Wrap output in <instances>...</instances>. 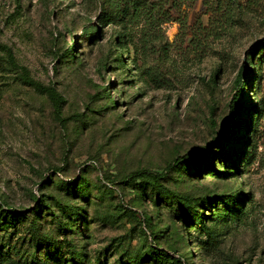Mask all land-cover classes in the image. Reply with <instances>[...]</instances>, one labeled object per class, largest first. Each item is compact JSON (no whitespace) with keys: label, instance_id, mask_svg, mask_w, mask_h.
<instances>
[{"label":"rangeland","instance_id":"rangeland-1","mask_svg":"<svg viewBox=\"0 0 264 264\" xmlns=\"http://www.w3.org/2000/svg\"><path fill=\"white\" fill-rule=\"evenodd\" d=\"M140 1L0 0V264H264V0Z\"/></svg>","mask_w":264,"mask_h":264},{"label":"trees","instance_id":"trees-1","mask_svg":"<svg viewBox=\"0 0 264 264\" xmlns=\"http://www.w3.org/2000/svg\"><path fill=\"white\" fill-rule=\"evenodd\" d=\"M107 3L104 19L108 23H118L122 20H128L130 24H137L138 21H144L148 25L155 22L157 18H162L159 22L164 23L165 20L169 21L171 15L169 12H161L162 8L159 4L148 5V3L140 0H101ZM163 1V0H162ZM196 0H171V10H178L182 4H194ZM164 5L169 4V0H165ZM201 4L204 7V14L208 17V26L204 27L201 24L200 28L202 33H207L204 37L209 38L211 36L217 38L220 32L228 31L234 26L233 23L235 13L241 10L242 5L240 0H201ZM169 6V5H168ZM157 12L153 15L154 12ZM159 23V24H161ZM23 80L25 83L39 89L43 93H46L49 98L54 102L57 113L61 108L62 100L58 92L51 88H45L42 85L34 82L32 79L24 74ZM172 164L166 167L167 170L172 168ZM151 175V173L149 174ZM154 179H157L159 175H152ZM200 219V218H198ZM161 251L155 250L156 254H160Z\"/></svg>","mask_w":264,"mask_h":264}]
</instances>
